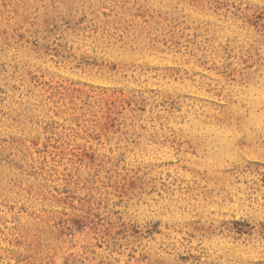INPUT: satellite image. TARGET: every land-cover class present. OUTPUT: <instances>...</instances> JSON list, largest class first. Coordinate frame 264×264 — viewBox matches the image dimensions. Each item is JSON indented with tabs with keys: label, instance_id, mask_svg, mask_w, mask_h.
Instances as JSON below:
<instances>
[{
	"label": "rangeland",
	"instance_id": "374dc122",
	"mask_svg": "<svg viewBox=\"0 0 264 264\" xmlns=\"http://www.w3.org/2000/svg\"><path fill=\"white\" fill-rule=\"evenodd\" d=\"M0 264H264V0H0Z\"/></svg>",
	"mask_w": 264,
	"mask_h": 264
},
{
	"label": "bare ground",
	"instance_id": "6f19581e",
	"mask_svg": "<svg viewBox=\"0 0 264 264\" xmlns=\"http://www.w3.org/2000/svg\"><path fill=\"white\" fill-rule=\"evenodd\" d=\"M252 95V94H251ZM195 123H197L196 121H195ZM258 124V123H257ZM199 126H195V130H196V132H197V130H200V132H210V131H212V128H210V127H207V128H205V126H203L202 124H198ZM194 131V130H193ZM210 135V134H209ZM219 136V135H218Z\"/></svg>",
	"mask_w": 264,
	"mask_h": 264
}]
</instances>
